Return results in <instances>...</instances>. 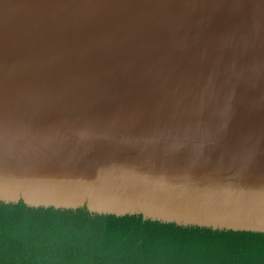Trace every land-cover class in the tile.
<instances>
[{
  "label": "water",
  "instance_id": "1",
  "mask_svg": "<svg viewBox=\"0 0 264 264\" xmlns=\"http://www.w3.org/2000/svg\"><path fill=\"white\" fill-rule=\"evenodd\" d=\"M0 202L264 232V0H0Z\"/></svg>",
  "mask_w": 264,
  "mask_h": 264
},
{
  "label": "trees",
  "instance_id": "2",
  "mask_svg": "<svg viewBox=\"0 0 264 264\" xmlns=\"http://www.w3.org/2000/svg\"><path fill=\"white\" fill-rule=\"evenodd\" d=\"M0 264H264V232L0 202Z\"/></svg>",
  "mask_w": 264,
  "mask_h": 264
}]
</instances>
